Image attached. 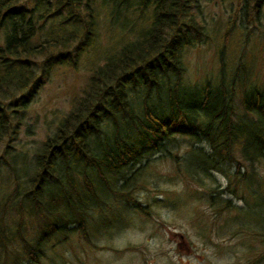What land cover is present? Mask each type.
Here are the masks:
<instances>
[{"label":"trees","instance_id":"trees-1","mask_svg":"<svg viewBox=\"0 0 264 264\" xmlns=\"http://www.w3.org/2000/svg\"><path fill=\"white\" fill-rule=\"evenodd\" d=\"M24 1L0 0V30L4 32L0 46V142L13 140L20 125L17 110L25 107L53 68L67 64L75 68L85 49L93 45L100 8L107 10L114 26L122 18L128 30L124 38L133 33L134 39H127L102 65L91 68L81 97L72 102L54 135L43 141L34 166L24 167L26 180L15 174L13 189L0 197V264H41L39 241L64 235L69 219L59 226L50 215L57 213L54 208L63 202L59 193L51 199L52 212L40 198L48 189L63 190L55 184L57 178L52 173L57 165L68 167L71 159L82 163L85 174L91 169L104 175L106 187L133 207H141L133 192L114 190L108 180L113 176L118 182L131 183L140 170L127 178L125 168L160 153L173 135L195 140L199 131L211 143L214 153L190 148L187 155L190 159H186L185 171L197 176L210 177L215 171L226 174L223 165L235 159L232 147L236 143L243 145L245 161H264L263 88L250 81L248 67L240 62L234 77L244 88L241 103L256 121H241L237 126L232 122L234 79L229 84L224 78L232 76L227 72L224 52L237 23L256 21L264 0H228L235 10L219 36V46L216 31L210 33L201 18L200 0H35L31 6ZM58 16L63 18L57 20ZM248 39L249 34H245L243 48ZM207 43L218 48L219 72L211 83L194 87L184 77L186 50ZM108 128L111 134L105 130ZM216 154L224 157L217 159ZM240 167L237 163L233 178L239 179ZM83 183L85 194L97 202L95 208L106 206L98 205L103 202L99 200L103 190L100 188L98 195L87 175ZM20 190L24 191L22 196ZM83 202L77 205L69 197L65 202L81 231L87 209L92 208ZM15 207L20 216L12 225L8 210ZM259 207L264 210L263 196ZM25 213L37 222L38 242L25 235Z\"/></svg>","mask_w":264,"mask_h":264},{"label":"rangeland","instance_id":"rangeland-1","mask_svg":"<svg viewBox=\"0 0 264 264\" xmlns=\"http://www.w3.org/2000/svg\"><path fill=\"white\" fill-rule=\"evenodd\" d=\"M34 1L24 2L31 6ZM200 5L201 18L210 33L216 31L215 44L219 46V36L235 6L228 0H200ZM260 10L256 21L237 23L224 52L227 72H232L233 76L224 75V78L229 84L234 79L232 122L237 126L241 121H256V116L246 114L241 103L244 88L234 77L240 62L248 67L250 81L262 87L264 92V5ZM97 13L93 45L85 49L75 68L68 64L53 68L25 107L17 110L20 125L13 140H1L0 197L13 189L15 174L19 180H26L22 173L26 171L24 167L34 166L35 154L41 150L43 141L54 135L72 102L81 97L91 68L102 65L106 57L118 51L127 39H134L133 33L124 38L128 30L124 29L122 18L114 26L105 8H100ZM62 18L56 17L57 20ZM245 34H249V39L243 48ZM3 41L4 32L0 30V46ZM216 45L197 44L186 50L184 77L189 83L206 84L215 80L219 72ZM105 130L108 134L112 132L111 128ZM197 133L195 140L173 135L160 153L129 164L124 170L127 178L140 170L131 183L110 177L108 181L114 190L133 192L132 197L142 208L116 197L106 187L104 175L91 169L85 174L81 162L71 159L68 167L57 165L52 175L57 178L55 184L63 189L59 191L64 198L57 189L51 188L41 196L40 202L49 206L48 210L52 212L49 209L51 199L59 193L63 202L54 208L58 212L47 214L58 220L59 226L69 219L62 230L66 237L58 233L40 242L37 222L29 219L28 213L22 216L28 240L39 241L41 264H264V210L259 207L262 196L264 198V161H245L243 145L236 143L232 147L235 159L232 164L223 165L226 174L216 171L209 173L210 177L191 174L184 168L190 148L214 153L209 140L199 131ZM223 157L216 154L217 159ZM237 163L241 165L239 179L233 178ZM84 175L98 195H101L99 189L103 190L102 196L98 197L103 202L98 205L106 206L95 208L97 202L85 194ZM136 185L138 188H134ZM23 193L20 190L19 196ZM68 197L77 205L84 201L92 206L87 209L82 231L76 215L65 205ZM9 211V222L15 225L19 211L16 207Z\"/></svg>","mask_w":264,"mask_h":264},{"label":"bare ground","instance_id":"bare-ground-1","mask_svg":"<svg viewBox=\"0 0 264 264\" xmlns=\"http://www.w3.org/2000/svg\"><path fill=\"white\" fill-rule=\"evenodd\" d=\"M185 82H187V81H185ZM198 82V81H197ZM187 83H189V82H187ZM189 84H191V83H189ZM193 86H194V84H192ZM195 87V86H194ZM190 88V87H189Z\"/></svg>","mask_w":264,"mask_h":264}]
</instances>
